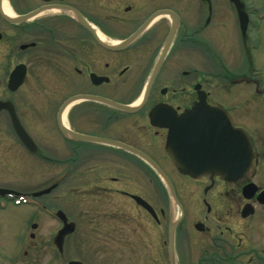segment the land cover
<instances>
[{"label": "flooded vegetation", "instance_id": "af4514ba", "mask_svg": "<svg viewBox=\"0 0 264 264\" xmlns=\"http://www.w3.org/2000/svg\"><path fill=\"white\" fill-rule=\"evenodd\" d=\"M218 1L227 3L225 12L219 10ZM237 1L243 6L242 12L243 9L246 12L244 31L240 28L238 10L230 0H6L11 20L27 18L7 22L0 15V60L6 63V82L0 92L7 93L0 102L10 104L33 151L19 140L8 113L0 112V153L12 149V153L38 160L56 156L71 160V168L66 178L40 192L28 193L0 185V219L12 216L13 209L32 212L30 216L16 212L23 230L17 235L13 249H0V264H27L28 260L33 263L42 244L46 253L53 256V264H60L66 240L72 238L74 242V234L84 218L88 219L87 234L108 240L101 249L106 260L112 255H127L131 261L127 264H136L137 254L126 249L135 248L131 243L135 234L140 237L136 244L145 241L143 214L150 216L133 198L143 199L139 177L127 188L124 164L127 161L141 164L138 154H143L154 161L166 159L178 174L166 152L168 137L173 143V153L180 156L183 151L177 141L181 142L180 132L185 130L181 119L197 105L198 94L206 95L205 106L222 105L218 99V92L222 91L212 94L218 88L207 80L213 73L216 76L223 72V49L228 55L235 44V47L238 43L241 47L244 42L246 46L253 44L255 16L264 13V0L260 3L258 0L259 12H255L252 3ZM219 14L222 17H215ZM172 27L174 34L163 54ZM247 33L253 35V41L246 39ZM18 66L24 69V81L12 92L7 82ZM29 79L34 82L26 87ZM138 99L142 102L135 105ZM67 100L70 104L59 117ZM110 102L132 106L135 111L112 107ZM62 117L68 121L66 126L72 134L69 137L63 136L58 128ZM52 127L56 135L44 136ZM84 138L105 142L94 143ZM53 144L51 151L48 145ZM188 180L196 182L195 188L203 181L200 210L205 213L199 220L189 217L192 220L188 221L187 212L181 207L182 221L174 237L176 263H239L241 253L246 252V248L241 251L246 239L239 238L231 226H219L222 217L216 216L221 212L230 218L232 213L238 215V208H233L236 205L233 197L240 190L238 182L227 183L218 177ZM228 185L231 187L226 188ZM60 187L69 191L80 221L68 217L55 204L40 200ZM127 208L132 210L131 214ZM170 213L168 206L166 231ZM160 216H164L163 212ZM44 218L56 224L46 248V242L32 243ZM154 223L159 227V222ZM67 226L71 232L62 237L60 248H56L53 241ZM155 243L157 246V238ZM164 246L167 256L166 241ZM69 249L74 252V243L70 242ZM247 249L254 254L253 249ZM74 261L81 262L72 259L65 264ZM151 261L158 264L159 260Z\"/></svg>", "mask_w": 264, "mask_h": 264}, {"label": "rangeland", "instance_id": "374dc122", "mask_svg": "<svg viewBox=\"0 0 264 264\" xmlns=\"http://www.w3.org/2000/svg\"><path fill=\"white\" fill-rule=\"evenodd\" d=\"M245 2L252 3V8H255V12H258V0H245ZM218 4L220 10L224 9L227 3L225 2L224 5L222 2L218 1ZM240 5L242 6L241 3ZM196 8H199L197 4ZM223 12H225V9ZM218 16L221 15L219 14L215 17ZM254 32L255 36L256 33L261 35L262 41L261 43H258V47H255L253 50V56H248V51L246 49L247 43L245 44V42L242 44L243 47H241L239 43L237 45L238 47H235V44L233 48H230L232 52L228 55L225 53V49H223V55L226 56H224L223 61V66L226 69V73L223 72L221 73L222 75L220 73H216V76H214L213 73L210 79L207 80L208 84L218 88V90L212 94L216 95V92L221 91L220 85L235 76L252 77V79L259 82L256 84L255 88H259L260 90L262 89L264 91V19L262 26H258L257 31ZM247 38L250 41H253L252 34L247 33L246 39ZM192 62L193 60H191V63ZM250 69H252L254 73L250 72ZM5 71L6 63L0 60V87H3L6 82L4 79ZM33 82L34 80L29 79L27 81L26 87H29ZM208 86L210 87V85ZM222 92H218L219 101L224 102L229 108H233L232 112L236 117L235 119L237 124L240 127H244V130L247 134L250 132L249 134L253 141L252 144L254 147V153L257 155V161L253 164L252 169L243 178V180L238 183V186H240L241 189L242 184L245 185V183H252L257 189L255 193H260V191L264 190V96L257 97L254 95L252 84L247 86L246 84L236 85V87L233 88L229 94ZM6 96L7 93L0 92V99L5 98ZM1 118L2 117H0V119ZM39 130L40 129H37L36 132L39 133ZM55 135L56 134L53 127L50 128L49 133H44V136L54 137ZM14 144H16L15 141ZM48 146L51 151H54V148H52L54 147V144ZM55 146L59 147L57 145ZM8 147L10 146L8 145ZM41 148L39 147V149ZM11 153L12 149L9 153H0V185L6 186L7 188L20 189L28 193L31 191L40 192L52 185L57 180L66 178L65 176H68L70 173L71 160L57 158L56 156H52L45 160H38L28 155L20 156L18 153ZM155 162L162 167L161 169H164L163 171H165V174L170 179L181 206L187 212L186 215L188 217V221L192 220L189 217H193V220H199V216H203L205 213L204 210H200V201L202 200V194L200 190L204 185L203 181L199 182V186L195 188L193 184L196 182H191L188 180V178L186 179L179 176L175 171L172 170L169 162L166 159L159 158L158 160H155ZM124 165V173L126 174L124 182L127 188L128 184L131 188L134 178L139 177V186L141 188L143 200L147 201L148 204L153 206L154 211L159 218V227H156L157 225L146 215V213H144V228L142 232L146 235L145 241H143V243L141 241L142 244H136L135 240L140 237L138 234H135L131 240L132 246L135 248L126 249V251L137 254V258L134 259L136 264H152V258L154 260H159L158 264H167L166 248L165 246L163 248V242L166 241L168 205L166 194L163 190V187L161 186V182L152 171H147L148 167L144 163L139 164L137 161L134 163L127 161ZM65 180L68 182V179ZM137 182L139 181H135V183ZM230 187L231 186L228 185L226 188ZM205 198L207 197L205 196ZM226 198L227 200L229 199L228 196H226ZM233 199L236 201V205H234L233 208H238V215L235 216L232 213V217L230 218L228 217V214H223V212H221L220 215H216L220 218L222 217V220H220L218 225L221 227L231 226L239 238L246 239L245 241H242L243 243L241 244L243 247L241 251H244V248H246V252L244 251L241 253L242 263L264 264V205L258 204L254 198L245 200L244 197H242L240 190L239 195L236 192V195H234ZM40 200L55 204L58 209L66 212L68 217L74 219L77 218L75 213L77 212L76 206L73 203V198H70L69 191L66 188L60 187L58 190L44 195ZM246 205H250L255 209L254 214L249 216L248 220L247 216H244V218L242 217V210ZM126 210L130 214L132 213V210L129 208ZM13 212L15 213H13L12 216L0 219V249H3L4 251L13 249L16 246L15 241L17 240V235L23 230V223L18 220L19 216L16 215V212L22 216H30L32 213L30 209L27 210L25 208H22V210L13 209ZM161 212L164 214L163 217L160 216ZM128 215L129 214H127V216ZM77 219L79 221L81 220L80 218ZM86 222H88L87 218H84L80 221L78 231L76 234H74V242L72 238H68L66 240L64 244V255L62 259L60 258V264H65L67 261L72 259H80L83 264H127L130 259V256L127 255H112L111 259L106 260V256L104 255V252L101 251V249L105 247V242L108 240L103 238L97 239L87 234V229H89V227ZM82 224L83 228H81ZM55 227L56 224L48 220V218H44L40 229L37 231L38 237H36L32 243L36 242L38 245L41 242H46L44 243L46 248V245L49 244V235L52 233ZM27 229L29 230V228ZM212 235L217 234L212 233ZM156 238L157 246L155 243ZM207 238L210 237L208 236ZM25 239V243H27L29 239L27 237ZM70 242L74 243V252H72V250L70 251L69 249ZM140 245L141 248L137 250ZM42 246L43 244L40 246L39 253V255L43 254L42 257L39 258V255L37 254L35 256L36 261L32 263L30 260H28L27 264H53V256L50 254L48 255L46 253L48 252L47 249L45 251ZM26 247L28 246L26 245ZM247 248H251V251L253 249L254 254L252 252L250 253L249 249ZM138 254H140L139 256L142 258L139 259ZM181 254H183V251L180 249V255ZM197 255L198 253L193 257V261L197 259ZM255 255L259 256V258H257ZM129 263H131V261H129Z\"/></svg>", "mask_w": 264, "mask_h": 264}, {"label": "water", "instance_id": "95a60500", "mask_svg": "<svg viewBox=\"0 0 264 264\" xmlns=\"http://www.w3.org/2000/svg\"><path fill=\"white\" fill-rule=\"evenodd\" d=\"M1 2V0H0ZM2 14V10H0ZM3 19L9 21L6 15H1ZM27 17H22L13 22H21ZM173 31H171L168 42L171 39ZM164 53V52H163ZM24 80V69L22 66L15 68L14 72L10 76L8 82V88L12 91L16 90ZM70 100H67L61 107L59 117L62 112L69 106ZM9 103H0V110H8L11 115V119L14 123V128L17 131L18 136L22 139V142L26 146H31L27 140L26 135L20 129L14 114L12 112ZM128 112H132V108L125 106H118ZM152 120H156L152 118ZM181 121H184L185 130L182 129L180 134L182 135L181 142L177 141V145L183 154L181 158L171 157L174 164L179 167L181 172L190 175L191 177H197L209 174L212 172L214 175L217 174L222 176L227 181H236L240 179L244 173L249 169L252 161V152L248 141L244 134L237 129H234L232 122L224 112L216 109L205 107L203 98H199V103L192 111L185 113ZM162 125H165L164 123ZM58 128L61 134L65 137L72 135L69 130L62 125V122L58 120ZM185 133V134H184ZM172 134V133H171ZM185 136V138H184ZM85 140L92 142H103L98 139L84 138ZM167 150L173 149V143H170L169 137L167 141ZM32 148V146H31ZM33 149V148H32ZM141 155V154H140ZM171 156V153H170ZM144 161H146L158 174V176L165 182L169 194L173 197V191L166 179L165 175L160 169L148 158L141 155ZM213 174H210L213 176ZM252 186L248 187V190ZM47 192V191H46ZM245 196H251L248 194L247 189L244 190ZM257 201L259 204L264 205V192L258 195ZM250 212V208L246 207L244 215ZM175 223H170L168 228V260L169 264H175L173 254V234H174ZM69 226L64 231H61L54 240V245L60 248L62 244V237L71 231ZM71 264H80L74 262Z\"/></svg>", "mask_w": 264, "mask_h": 264}, {"label": "bare ground", "instance_id": "6f19581e", "mask_svg": "<svg viewBox=\"0 0 264 264\" xmlns=\"http://www.w3.org/2000/svg\"><path fill=\"white\" fill-rule=\"evenodd\" d=\"M2 9H4V12H6V14H9L10 12H8L7 10V2L6 0H3L2 2ZM8 12V13H7ZM62 123L66 126L68 125V121L65 119V117H62ZM67 127V126H66ZM21 207V206H20ZM5 211H7V209H5Z\"/></svg>", "mask_w": 264, "mask_h": 264}]
</instances>
